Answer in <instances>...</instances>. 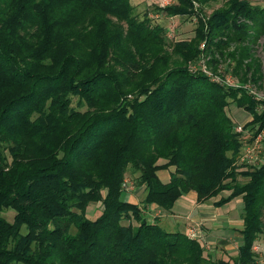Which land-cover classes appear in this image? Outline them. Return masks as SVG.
<instances>
[{"label": "trees", "instance_id": "1", "mask_svg": "<svg viewBox=\"0 0 264 264\" xmlns=\"http://www.w3.org/2000/svg\"><path fill=\"white\" fill-rule=\"evenodd\" d=\"M204 1L156 9L198 21L194 38L167 44L130 0H0V264H258L264 161L237 163L264 130V99L242 88L262 80L264 0H223L209 16ZM203 54L211 75L189 67ZM221 59L238 87L214 79ZM231 102L250 116L242 133ZM129 171L143 206L164 214L190 192L197 204L228 192L215 207L240 198L232 263L124 200Z\"/></svg>", "mask_w": 264, "mask_h": 264}, {"label": "rangeland", "instance_id": "2", "mask_svg": "<svg viewBox=\"0 0 264 264\" xmlns=\"http://www.w3.org/2000/svg\"><path fill=\"white\" fill-rule=\"evenodd\" d=\"M161 0H130V3L134 7L135 14L138 16L139 19H142L143 17L147 16L151 21L152 24H158L162 27L165 28V40L167 44H171L177 41H189L190 39L194 38L195 36V30L197 29V18L196 17H180V16H165L162 13L158 12L156 9H163L159 7V3ZM174 3V2H173ZM172 3V4H173ZM223 0H205L202 2V4L195 3V8L202 7L204 13L206 16H209L214 10L219 9L223 5ZM264 44V36L259 38L256 43L253 45V54L260 60L261 66H262V80L260 82V87L252 84V83H247L246 85H242V88L246 89L250 94L254 95L256 98L264 99V50L262 45ZM203 42L199 43V48L203 49ZM236 46H232L230 50L232 51L233 48ZM210 57H206L204 54L201 55L200 59L194 63H189L190 69H202L207 72L208 75H211V70L207 66V61ZM220 63L217 66L216 72H217V77L220 78L222 81H231L233 85L239 86L240 82L237 80V77L233 75L232 68L229 67V61L226 59L223 61V59L219 60ZM227 112L231 116V118L236 122V124L244 125L246 122L242 121H236L233 117L235 112H239L241 114H244V111L240 108H238L235 103L231 102L229 106L227 107ZM248 122V121H247ZM251 132L247 131V135H251ZM251 143H246L243 147L242 153L244 152V148ZM241 153V156H242ZM240 156V157H241ZM264 161V139L261 143L260 147V152L257 154V158L253 163H248L246 161H241L239 159V162L237 163L238 165H243L241 169L245 170L247 165L250 166H259L262 162ZM245 165V166H244ZM173 168L169 169L168 171H159L157 173L158 177L163 181L166 182L168 181V172L172 171ZM136 177L137 174H134L132 172H127L124 181H126V187L123 188L124 192V197L123 199L131 202L138 204L140 207L143 209V213L147 220L149 222H154L158 223L164 230L167 232H177V231H185L187 232V235L194 236L195 239H198V229L195 227V223L191 221H187L189 224L187 228H184L180 225H178L175 221L178 223H181L184 218L182 215H179V218L171 216V214H164L160 210H152L151 208L156 209L154 205L150 208L149 206H143L142 200L144 199V193L142 189L137 185L136 183ZM228 195V192L221 193L219 196L216 198H213L209 200V202H206V205H212L213 201L218 200L220 197H226ZM186 197V202L191 201L195 206H197V203L195 202L194 198L190 197H195L194 192H190ZM240 206V211L242 212V207L243 203L242 201L236 199L233 200L231 203L224 205L219 208L217 211H223V212H229L231 211L234 207ZM197 209V208H196ZM100 204L99 203H91L86 209V215L89 219H95L99 213H100ZM237 210V209H236ZM237 213V214H236ZM14 213L12 211H6L4 212L5 218L11 222L13 218ZM238 212H235V218L236 220L235 223H237V217ZM194 215L192 216V218ZM149 218V219H148ZM177 225V226H176ZM74 228H71V233H74ZM22 232L24 233L25 230L23 229ZM224 233V232H222ZM200 240V239H199ZM235 247V246H234ZM256 249V248H255ZM257 251V250H256ZM234 250H231V254L225 256V255H217V256H212L209 259L214 262L216 260H219L221 258L227 259L229 263H232V260L234 259ZM204 256H206L204 254ZM262 258L260 257L259 260ZM263 260V259H262Z\"/></svg>", "mask_w": 264, "mask_h": 264}, {"label": "crops", "instance_id": "3", "mask_svg": "<svg viewBox=\"0 0 264 264\" xmlns=\"http://www.w3.org/2000/svg\"><path fill=\"white\" fill-rule=\"evenodd\" d=\"M233 117L238 122L239 121L247 122L250 120L249 114L245 111L244 114L235 112ZM165 178L169 179V176ZM190 198H194L195 200V197H190ZM236 199L241 201L240 198H235L234 200ZM232 201H230L229 203H231ZM214 202L215 201H213L212 205H208V203L206 205L205 202L202 204H197V206H195L191 201L186 202V197L182 196L175 202V205L173 206L170 214L171 216L177 218H179L178 214L182 215L184 220H182L181 223H178L177 221L175 222L178 225L182 226L184 230L189 225L187 221H191L195 223V227H197L199 233L198 234L199 238L196 240H198L200 245L203 247L204 254L206 255V257L217 256L219 254L227 256L231 254L230 253L231 250H234L235 248V252H234L235 254L233 256L234 258L237 255L238 247L241 245L242 242L239 235V231L242 228V224H243L242 212L240 211V206L238 205L234 207L229 212H223V211H217L219 210L220 207H215ZM149 207L151 208L152 206L149 205ZM151 209L153 211L159 210L158 208L156 209L151 208ZM235 212H238L237 223H235L236 220H234ZM193 215L194 217L192 218ZM181 232L187 234L186 230L185 231L181 230ZM254 250L257 254V263L264 264V233L261 234L255 241ZM260 257L263 260L262 259L259 260ZM219 260L228 261L227 259L224 258L220 259V257Z\"/></svg>", "mask_w": 264, "mask_h": 264}, {"label": "built area", "instance_id": "4", "mask_svg": "<svg viewBox=\"0 0 264 264\" xmlns=\"http://www.w3.org/2000/svg\"><path fill=\"white\" fill-rule=\"evenodd\" d=\"M173 3V0H161L159 3V7L160 8H165L166 6H169ZM193 70V69H192ZM206 74L207 72L205 70H203ZM214 79H216L218 82L222 83V84H226L229 86H234L236 87V85H233V83H231V81L227 80V81H222L220 80V78L215 77ZM238 87V86H237ZM242 126L238 124L237 127L235 128V131L238 133H242ZM264 139V130L262 132H260L254 139H253V143L246 146L244 148V152L242 153V156L240 157L241 161H246L248 163H253L256 158H257V154L260 152V147H261V143ZM123 188L126 187V181L123 182L122 185ZM190 237V236H189ZM190 238L195 239L194 236H191Z\"/></svg>", "mask_w": 264, "mask_h": 264}]
</instances>
